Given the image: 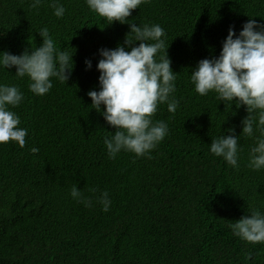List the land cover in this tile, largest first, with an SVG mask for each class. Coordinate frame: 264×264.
Returning <instances> with one entry per match:
<instances>
[{"label":"trees","instance_id":"trees-1","mask_svg":"<svg viewBox=\"0 0 264 264\" xmlns=\"http://www.w3.org/2000/svg\"><path fill=\"white\" fill-rule=\"evenodd\" d=\"M32 2L0 0V55L39 47L46 27L58 50L74 52V64L66 83L51 78L43 96L14 66L0 65V85L24 94L10 110L28 130L23 148L0 144V264H264V243H249L228 226L252 209L264 214V169L248 166L260 132L245 137V106H229L211 91L201 96L191 81L201 59L219 56L230 26L238 35L249 19L264 25V0H148L128 23L111 24L86 0H59L62 18L51 0L38 11ZM129 23L164 29L176 73L179 106L173 114L158 105L152 119L169 132L151 159L123 150L110 159L104 139L115 129L87 95L100 90L99 49L123 46ZM230 127L239 136L238 168L210 152L211 140ZM74 184L91 207L70 195ZM105 191L107 212L99 202Z\"/></svg>","mask_w":264,"mask_h":264},{"label":"clouds","instance_id":"clouds-1","mask_svg":"<svg viewBox=\"0 0 264 264\" xmlns=\"http://www.w3.org/2000/svg\"><path fill=\"white\" fill-rule=\"evenodd\" d=\"M148 0H86L89 9L111 24L113 21L126 23L132 11ZM43 0H33L30 8L39 10ZM49 7L57 18H62L65 8L59 0H51ZM128 23V22H127ZM130 31L126 34L123 46L114 49L101 48L96 68L100 90H90L91 106L100 112L104 106L105 121L115 129L114 135L104 139L110 159L123 151L134 153L137 157L151 159L150 152L168 135V124L153 121L159 104H167V110L175 113L179 101L172 95L176 91V73L171 69L167 55L169 44L165 43V31L159 24L142 27L129 23ZM42 44L34 50L25 49L22 54L14 55L2 52L0 65L6 69L15 67L17 78L27 76L31 81L29 89L36 95L43 96L53 87L51 78L66 83L70 78L74 61L73 53L60 51L49 30L39 31ZM139 41L138 46L135 42ZM130 48L126 51L125 48ZM159 55V59L157 56ZM86 68H91V61L85 60ZM191 81L195 91L201 96L214 92L218 101L231 106H245L247 116L241 121L245 137L252 138L254 130L260 136L249 150L248 166L253 170L264 169V25L255 19L243 24L237 35L229 27L218 57L201 59L191 71ZM24 99V94L16 85H0V144L16 142L21 148L26 144L28 130L20 128V117L11 107H17ZM227 136L212 139L210 152L223 159L233 168H238V153L241 150L239 136L233 128L227 129ZM33 153L38 148L31 149ZM95 192L96 189L90 188ZM70 195L86 207L92 206L91 198L83 196L74 184ZM99 202L102 211H109L111 201L108 193H101ZM233 235L252 243H264V214L252 209L250 215L228 225ZM251 258L246 255V259Z\"/></svg>","mask_w":264,"mask_h":264}]
</instances>
